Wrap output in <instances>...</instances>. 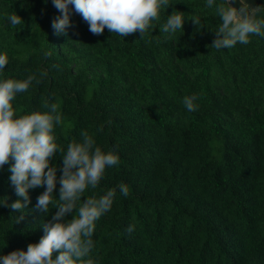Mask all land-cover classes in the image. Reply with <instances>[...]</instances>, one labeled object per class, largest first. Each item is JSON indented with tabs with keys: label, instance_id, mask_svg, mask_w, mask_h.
I'll return each instance as SVG.
<instances>
[{
	"label": "trees",
	"instance_id": "obj_1",
	"mask_svg": "<svg viewBox=\"0 0 264 264\" xmlns=\"http://www.w3.org/2000/svg\"><path fill=\"white\" fill-rule=\"evenodd\" d=\"M243 2L260 7L256 18L264 19V0ZM220 3L170 0L152 29L123 38L107 28L92 34L71 5L65 35L52 27L61 15L52 0H0V54L8 58L0 80H39L12 101L14 118L49 113L46 105L55 103L61 149L87 131L105 154L119 157L80 201L116 190L95 222V264H264V38L213 48ZM173 10L184 14L182 30L163 33ZM13 14L23 25H10ZM193 16L205 27H195ZM193 95L198 110L189 112L183 98ZM12 163L0 168V256L38 243L60 203L58 182L49 213L35 207L45 189H29L17 223L21 213L3 206L18 199ZM50 166L58 181L59 153Z\"/></svg>",
	"mask_w": 264,
	"mask_h": 264
},
{
	"label": "clouds",
	"instance_id": "obj_2",
	"mask_svg": "<svg viewBox=\"0 0 264 264\" xmlns=\"http://www.w3.org/2000/svg\"><path fill=\"white\" fill-rule=\"evenodd\" d=\"M53 6L61 13L52 22L57 34H65L71 27L69 5L80 14L89 25L94 35H102L107 28L110 33L127 37L136 32L141 37L153 28V22L160 20L161 9H167L170 0H52ZM215 0H206L205 7L212 8ZM234 0H224L215 5V12L221 23L215 32L211 46L217 50L231 49L237 43H250V35L264 38V19H257L260 7H253L246 2L233 7ZM185 17L183 12L173 10L168 15L160 31L174 34L182 30ZM193 25L201 24L198 16L190 19ZM8 22L15 27L23 25V20L16 14L8 17ZM50 56L51 53H45ZM8 64L6 55L0 54V71ZM35 75H29L22 81L13 79L0 80V168L13 161L9 168V181L18 197L11 204L4 203L13 213L20 212L17 223L24 219L22 210L30 203L29 189L43 187L45 190L37 197L36 209L41 213H49V205L54 203L53 193L57 182L59 201L55 205L57 211L47 223L41 226L44 235L38 243L29 244L27 251L17 250L0 256V264H95L90 257L94 247L92 239L95 222L111 209L115 189L97 199L88 197L80 203L85 190L96 189L103 178L105 168L118 164V155L105 154L87 131L81 132L82 140L72 142L67 150L61 149L55 142L54 127L62 123L58 106L46 105L49 113L33 112L14 118L15 110L12 101L18 93L29 90ZM39 83V80H36ZM195 95L183 98L185 108L189 112L198 110L194 103ZM59 153L62 157L61 175L57 181V168L50 166V160ZM123 196L129 194L127 185H119ZM75 212L70 221L64 218ZM131 233L134 226L126 229ZM58 253L55 258L53 254Z\"/></svg>",
	"mask_w": 264,
	"mask_h": 264
}]
</instances>
